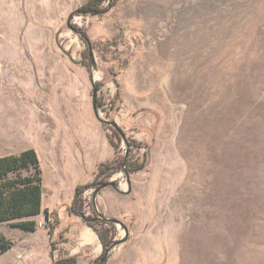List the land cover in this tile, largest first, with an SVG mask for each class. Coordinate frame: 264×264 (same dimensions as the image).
<instances>
[{
  "label": "rangeland",
  "instance_id": "obj_1",
  "mask_svg": "<svg viewBox=\"0 0 264 264\" xmlns=\"http://www.w3.org/2000/svg\"><path fill=\"white\" fill-rule=\"evenodd\" d=\"M88 2L0 0V154L35 148L47 201L34 231L0 224V264L96 260L97 230L66 206L104 179L119 189L88 187L86 214L128 229L97 225L127 237L107 264H264V0Z\"/></svg>",
  "mask_w": 264,
  "mask_h": 264
},
{
  "label": "trees",
  "instance_id": "obj_2",
  "mask_svg": "<svg viewBox=\"0 0 264 264\" xmlns=\"http://www.w3.org/2000/svg\"><path fill=\"white\" fill-rule=\"evenodd\" d=\"M101 1L102 0H89L82 9L86 10L85 12L101 11ZM84 37L90 44L91 42L87 34H85ZM119 162L121 166L125 165L129 171L136 172L143 169L148 160H146L144 164H138L129 157H125ZM105 165L104 163L99 165V172H105L103 168ZM24 171H27V173ZM104 183H109V185H111L110 181L106 179L91 184H78L75 189L72 203L66 206L70 215H78L90 226H93L103 242V253L90 264H103L102 258L105 255L106 249L114 242L113 237H111L112 228H108L107 226L104 229H100L97 227L99 223L113 224L111 220L88 216L83 200V193L88 187L96 186L97 188ZM43 192V169L39 154L35 148H27L19 154L0 156V224L10 223L12 226L21 227L26 230H36L37 221L34 216L39 214L43 209ZM56 228L57 225L51 222L49 231L53 248L51 250V255L53 258L55 257L54 249L57 248L56 244L58 242L54 239ZM70 229L69 227L60 232L62 241H70L68 236H66V233L71 232ZM13 246L14 241L0 232V254L7 252ZM80 257L81 255L79 254L70 255L67 249H64L63 254L53 259L52 264H84L80 261Z\"/></svg>",
  "mask_w": 264,
  "mask_h": 264
},
{
  "label": "water",
  "instance_id": "obj_3",
  "mask_svg": "<svg viewBox=\"0 0 264 264\" xmlns=\"http://www.w3.org/2000/svg\"><path fill=\"white\" fill-rule=\"evenodd\" d=\"M97 13V12H96ZM72 15L70 16V19H71ZM70 22V20H69ZM92 55V63H93V67H96V63H95V59L93 58V52L90 53ZM97 98H98V87H97V84L96 83H93V105H94V109H95V112H96V115L97 117L100 119V121L102 123H107L108 125H112L114 126V128L119 131V133L124 137L126 138V135L125 133L123 132L122 128L119 126V124L117 123V121L115 120H107L105 118H102L100 116V112H99V105H98V101H97ZM128 179L130 180L129 178V173H128ZM111 185L113 187H115L116 189H119L117 184L115 182H110ZM109 186V183H104V184H101L99 187L96 188V192H95V195L102 189V188H105ZM101 218H103V215H100ZM107 220H111L112 222L114 223H117V222H120L126 229H127V226L122 223L119 219L117 218H106ZM128 230V229H127ZM127 240V237L122 239V240H114V242L111 244V246H109L107 249H106V252H105V255L103 256L102 258V262L103 264H107V261H108V257H109V253L110 251L115 247L117 246L118 244L124 242Z\"/></svg>",
  "mask_w": 264,
  "mask_h": 264
},
{
  "label": "crops",
  "instance_id": "obj_4",
  "mask_svg": "<svg viewBox=\"0 0 264 264\" xmlns=\"http://www.w3.org/2000/svg\"><path fill=\"white\" fill-rule=\"evenodd\" d=\"M27 148H31V145H28V146H26V147H24L22 150H21V152L23 151V150H25V149H27ZM38 152V151H37ZM9 154H15L14 152H5V153H1L0 154V156H4V155H9ZM38 154H39V157H40V153L38 152ZM41 160V159H40ZM74 167L78 170V168L80 167V162L79 161H76L75 163H74ZM55 193V192H54ZM44 194H45V192H43V201H42V204H43V208H44V206L45 205H47V201L45 200V198H44ZM101 194V193H100ZM100 194H98V196H100ZM98 196H97V199H98ZM55 200H57V195L55 196ZM104 201V197H101V199H100V202L102 203ZM57 205H58V203H57ZM67 205V204H66ZM51 207V206H50ZM70 215V214H69ZM73 215H75V214H73ZM72 215V216H73ZM88 235H90L89 237H88ZM83 237H85L87 240H94V241H96L97 239H98V241H102L100 238H99V236H95V234H86V233H84V236Z\"/></svg>",
  "mask_w": 264,
  "mask_h": 264
},
{
  "label": "bare ground",
  "instance_id": "obj_5",
  "mask_svg": "<svg viewBox=\"0 0 264 264\" xmlns=\"http://www.w3.org/2000/svg\"><path fill=\"white\" fill-rule=\"evenodd\" d=\"M5 64L3 62H0V76H5L6 75V69H5ZM7 87L6 80L0 79V90L5 89ZM5 91V90H4ZM9 91L7 92V94Z\"/></svg>",
  "mask_w": 264,
  "mask_h": 264
}]
</instances>
